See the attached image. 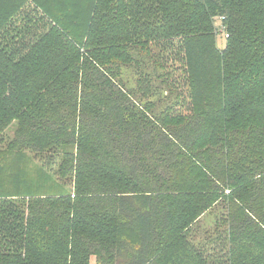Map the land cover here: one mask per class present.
<instances>
[{
    "label": "trees",
    "instance_id": "16d2710c",
    "mask_svg": "<svg viewBox=\"0 0 264 264\" xmlns=\"http://www.w3.org/2000/svg\"><path fill=\"white\" fill-rule=\"evenodd\" d=\"M0 264H264V0H0Z\"/></svg>",
    "mask_w": 264,
    "mask_h": 264
},
{
    "label": "rangeland",
    "instance_id": "374dc122",
    "mask_svg": "<svg viewBox=\"0 0 264 264\" xmlns=\"http://www.w3.org/2000/svg\"><path fill=\"white\" fill-rule=\"evenodd\" d=\"M223 40L224 39L221 40V37L219 38L220 43H222ZM125 75L126 76H133L131 70H129V69L126 70ZM162 105H164V104H162ZM218 214H219V209H215L213 212L207 213L205 215L204 219L202 220L204 222L203 227L204 228H211V227L213 228V225L216 221V217L218 216Z\"/></svg>",
    "mask_w": 264,
    "mask_h": 264
}]
</instances>
